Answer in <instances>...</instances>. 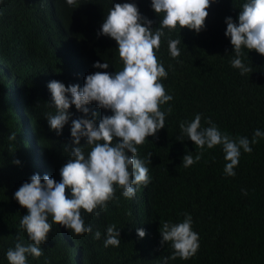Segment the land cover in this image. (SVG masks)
<instances>
[{"label":"trees","instance_id":"obj_1","mask_svg":"<svg viewBox=\"0 0 264 264\" xmlns=\"http://www.w3.org/2000/svg\"><path fill=\"white\" fill-rule=\"evenodd\" d=\"M66 1L56 0L62 20L60 39L74 40L92 67L97 62L109 64L108 69L93 67L95 71L114 73L123 67L121 60L115 66L111 59L118 53L116 42L98 35L102 15L107 16L114 4L135 3L142 17L152 21L153 30L159 28L162 19V14L152 11L150 0H76V6L69 7ZM246 2L217 0L209 7L204 29L199 33L179 27L164 30L156 55L168 75L159 82L173 99L161 105L160 110L166 112L171 107L172 112L166 115L164 129L137 146L142 160L152 154L151 163H146L152 219L143 223L138 214L129 215V206L116 191V199L100 224L106 229L115 225L121 240L118 247H107L101 253L102 245L94 235H76L69 230L70 236L63 238L53 224L48 240L41 245L43 255L27 256V264H71L72 248L75 252L80 248L86 264H120L122 248L136 245L137 229L145 231L144 240L149 245L150 257L145 264H160L162 260L168 264H264V136L250 144V153L240 150L235 176L224 174L226 161L219 145L212 149L205 146L197 163L183 167L184 155L191 153L195 157L201 150L186 135L178 139L183 135L180 123L191 122L196 114L201 115L202 128L208 127L207 121L211 120L222 133L233 138L247 137L251 141L255 130L264 133V57L242 47L241 59L251 71L241 75L239 69L232 67L235 53L230 38L224 35L225 19L231 17L234 23L238 22L239 11ZM44 28L51 31L39 0H0V264H9L6 253L15 247L18 238L25 245L32 243L19 226L27 210L13 196L33 174L44 176L32 167L22 139L17 135L15 141L9 140L17 130L3 82L7 77L26 82L27 112L35 123L46 120L43 109L49 95L40 79L34 77V66L39 60L46 61L42 69L50 67L54 72L52 66L61 61L40 42ZM169 39H181L180 56H170ZM30 70L32 79L27 78ZM37 135L51 177L59 182V170L71 154V137L47 133L42 128ZM14 160L20 164L14 165ZM184 214L192 217V229L199 235V249L187 260L173 258L171 243L162 244L159 232L163 222H182ZM81 215L86 222L83 211ZM100 224L92 226L98 230Z\"/></svg>","mask_w":264,"mask_h":264},{"label":"clouds","instance_id":"obj_2","mask_svg":"<svg viewBox=\"0 0 264 264\" xmlns=\"http://www.w3.org/2000/svg\"><path fill=\"white\" fill-rule=\"evenodd\" d=\"M150 2L152 11L158 16L162 14L160 26L155 30L151 27L152 21L142 17L135 3H116L107 16L102 15L104 20L98 35L116 42L117 48H114L118 53L111 55V59L116 62L115 66L120 60L123 64L122 70L109 73L94 69H108L107 62L94 63L93 68L74 40L60 39L62 20L56 0H39L51 24V31L44 28L40 42L50 55L60 58L61 63L52 66L54 72L50 67L42 69L46 61L35 63L34 77L40 79L49 95L43 109L47 118L40 124L32 120L25 108L26 82L12 77L5 78L3 82L9 113L17 130L9 140L15 141L18 135L24 142L32 167L44 175L33 174L14 193L13 199L27 210L19 226L32 243L25 245L18 238L15 247L6 253L9 264H27V256H42L41 245L48 240L53 224L63 238L70 236L69 230L76 235H94L102 245L101 253L107 247H118L121 240L115 225L106 229L104 224H100L109 205L116 199V191L129 206V215L138 214L143 223L151 217L148 199L150 176L146 163H151L152 154L148 153L142 160L137 146L145 144L147 137L164 129L166 115L171 114L172 109L169 107L165 112L160 107L173 99L159 82L168 73L158 61L156 50L165 29L172 31L179 27L180 30L186 28L201 32L208 9L217 0ZM65 4L76 6V0H67ZM224 22L227 26L224 35L230 38L235 53L232 67L244 75L251 68L241 59L242 47L264 57V0H247L239 11L238 22L234 23L231 17ZM180 44L181 39L168 40L172 58L180 56ZM31 73L30 70L28 79H32ZM207 123L208 127H201L200 114H196L191 122L180 123L183 135L178 139L182 140L186 135L201 150L195 157L191 153L184 155L183 167L197 163L205 146L212 149L219 145L226 161L224 174L235 176L240 150L250 153V144L257 143L264 133L255 130L249 141L247 137L233 138L222 133L211 120ZM40 128L47 133H65L67 138L71 137V154L59 170V182L51 177L52 173L45 164V154L37 135ZM12 163L19 165L20 161ZM96 223V226L100 224L98 230L92 226ZM159 232L162 244L171 243L173 258L187 260L199 249V235L193 231L192 217L188 214H184L182 222H163ZM136 234V245L122 248L120 264H145L149 261V245L144 240L146 233L137 229ZM70 244L74 246L72 239ZM71 251V264H86L80 248L76 252L73 248ZM160 264L168 262L162 260Z\"/></svg>","mask_w":264,"mask_h":264}]
</instances>
